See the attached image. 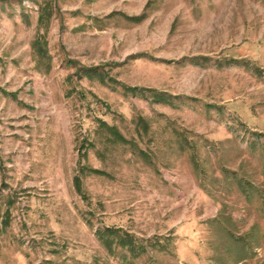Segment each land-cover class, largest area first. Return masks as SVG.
<instances>
[{
  "label": "rangeland",
  "instance_id": "374dc122",
  "mask_svg": "<svg viewBox=\"0 0 264 264\" xmlns=\"http://www.w3.org/2000/svg\"><path fill=\"white\" fill-rule=\"evenodd\" d=\"M0 90V264H264V0H0Z\"/></svg>",
  "mask_w": 264,
  "mask_h": 264
},
{
  "label": "trees",
  "instance_id": "16d2710c",
  "mask_svg": "<svg viewBox=\"0 0 264 264\" xmlns=\"http://www.w3.org/2000/svg\"><path fill=\"white\" fill-rule=\"evenodd\" d=\"M43 22V16H41L38 19V24H42ZM40 42L38 39L34 42L33 45H36L35 47L39 48L37 49L39 52L40 50ZM125 89L131 93L135 92L136 88H127ZM0 92H3L0 90ZM11 97H15V94L11 93L9 94ZM154 98H156L159 102H162L165 100V95L164 94H155ZM109 131L111 134L115 137L117 141L123 142L122 136L116 131L115 128L113 127H108ZM75 187L77 190H80V184L78 180L76 179L75 181ZM100 237V241L102 244L106 247L108 251H112L113 247H120V248H125L128 253H130L134 258L144 254L146 251L145 246L142 243V240H139L132 236L131 234L125 233L121 231L120 229H114V228H106L102 233L98 232Z\"/></svg>",
  "mask_w": 264,
  "mask_h": 264
}]
</instances>
